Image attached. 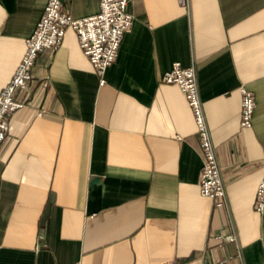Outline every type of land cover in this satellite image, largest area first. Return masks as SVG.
<instances>
[{"label":"crops","instance_id":"1","mask_svg":"<svg viewBox=\"0 0 264 264\" xmlns=\"http://www.w3.org/2000/svg\"><path fill=\"white\" fill-rule=\"evenodd\" d=\"M48 0H0V91ZM100 0H63L73 17ZM133 15L99 84L76 33L38 55L0 144V264H264V0H129ZM194 65L225 185L201 195L202 153L180 89ZM255 98L240 128V88ZM234 234V242L216 236Z\"/></svg>","mask_w":264,"mask_h":264},{"label":"built area","instance_id":"2","mask_svg":"<svg viewBox=\"0 0 264 264\" xmlns=\"http://www.w3.org/2000/svg\"><path fill=\"white\" fill-rule=\"evenodd\" d=\"M128 2L129 0H100L99 11L96 14L76 18L63 10V0L47 1L35 31L25 41V52L10 82L0 91V144L9 129V113L24 106L23 102L14 99V91L28 87L39 53L45 49L53 51L58 49L66 29L70 28L76 33L83 53L100 79L99 84L105 83V72L116 60L123 35L133 22V15L127 10ZM160 82L177 86L192 111L202 153L199 179L201 195L213 201L223 200L226 196L225 185L199 97L195 66H183L179 62H174L171 68L162 74ZM240 93V128H249L252 126L255 98L245 87L240 88ZM253 208L259 214L264 213V175L257 185ZM216 238L226 242L236 240L234 234H218Z\"/></svg>","mask_w":264,"mask_h":264}]
</instances>
